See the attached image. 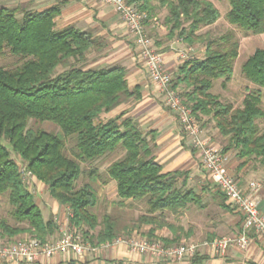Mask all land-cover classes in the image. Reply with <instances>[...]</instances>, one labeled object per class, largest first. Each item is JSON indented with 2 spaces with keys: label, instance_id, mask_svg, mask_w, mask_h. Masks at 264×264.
Here are the masks:
<instances>
[{
  "label": "trees",
  "instance_id": "trees-1",
  "mask_svg": "<svg viewBox=\"0 0 264 264\" xmlns=\"http://www.w3.org/2000/svg\"><path fill=\"white\" fill-rule=\"evenodd\" d=\"M127 1L146 12L144 24L156 18L157 11H166V41L203 45L202 59H188L179 65L172 89L182 90V103L197 122L210 118L219 135L227 138L223 153L235 150L243 164L254 162L264 167V133H259L256 124L264 119L259 92L246 94L240 108L222 103L210 92L214 81L222 80L223 88L231 81L239 50L233 33L215 39L208 33L199 34L218 21V10L207 0ZM227 1L225 20L231 26L245 33L264 34V0ZM63 6L58 2L42 12L0 8V56L8 50L22 59L15 69L0 68V141L10 144L23 172L43 183L49 196L68 208L69 228L78 230L83 241L92 246L112 243L117 233L113 218L105 215L99 221L91 212L98 202L96 192L86 185L75 188L83 174L80 164L122 151L105 171V177L115 182L120 203L144 200L146 212L138 220L152 223L148 238L155 239L156 229L165 224L171 237L162 238V242L167 246L178 243L184 229L164 223V214L177 215L191 205L201 206L199 195L189 186L190 173L162 172L154 157L155 131L143 132L125 113L102 119L121 104L140 100V89L129 88L121 66L88 67L87 56L99 41L74 26L55 30V19ZM57 68L62 70L56 73ZM241 74L264 89V49L248 57ZM30 120L51 122L60 132L32 130L28 128ZM70 136H75L73 158L65 154ZM217 194L223 210L231 208L219 191ZM0 195L6 196L14 223L0 219V243H11L24 235L45 242L56 235L55 222L43 219L20 165L1 142ZM196 256L191 263L196 262Z\"/></svg>",
  "mask_w": 264,
  "mask_h": 264
},
{
  "label": "crops",
  "instance_id": "crops-1",
  "mask_svg": "<svg viewBox=\"0 0 264 264\" xmlns=\"http://www.w3.org/2000/svg\"><path fill=\"white\" fill-rule=\"evenodd\" d=\"M58 2L63 3L64 6L61 14L55 19V30L74 26L81 32L90 33L99 41L97 48L92 51L95 54L89 59L88 67L97 69L121 66L126 70L129 88L138 86L140 89V100L124 103L112 112L102 115V119L125 113V117L133 119L143 132L155 131L154 157L155 162L161 165L162 172L189 171L190 173L189 185L199 195L201 206L191 205L177 215L165 213L164 221L181 226L184 229L183 239L191 242L236 236L242 224L240 213L232 208L223 210L222 200L217 194L218 189L209 176L207 181H210V185L206 187L208 184L202 175L204 169L199 154L190 149L188 139L181 130L175 114L163 108V96L158 86L147 77L132 37L111 6L93 3L90 0H0V8L42 12ZM145 27L154 47L162 55L165 69L175 74L185 56L179 51L182 47L177 40L166 41V29L155 28L152 20L148 21ZM204 53V48L197 50L191 59H202ZM209 142L217 145L213 141ZM226 155V173L233 177L242 189H246L254 181L256 173L250 170L249 163L243 164L244 160H240L236 152L228 151ZM110 183L115 187V182L110 181ZM29 185L43 219H52L58 228L56 235L48 240L58 236L61 231L69 229L68 208L53 200L43 183L30 177ZM118 201L120 202L119 199ZM129 202L136 201L127 200L119 203V206L126 208ZM224 204L227 205L228 202L225 201ZM258 209L264 214V189L259 191ZM141 227L142 230L148 231L153 225L143 223ZM155 236L157 239L168 238L171 237V233L163 224L156 229ZM95 247V250L81 256L67 253L50 258L40 257L32 263L13 261L0 262V264H264V241L253 232L248 235L246 247L233 245L223 256L205 249L200 250L195 263H191L190 259L174 260L158 258L149 253L133 252L123 243Z\"/></svg>",
  "mask_w": 264,
  "mask_h": 264
},
{
  "label": "built area",
  "instance_id": "built-area-1",
  "mask_svg": "<svg viewBox=\"0 0 264 264\" xmlns=\"http://www.w3.org/2000/svg\"><path fill=\"white\" fill-rule=\"evenodd\" d=\"M93 3L111 6L120 16L132 41L139 60L143 63L148 78L155 83L162 96L163 105L174 113L181 130L186 135L189 147L199 154L201 165L208 174L218 191L226 198L232 209L238 211L242 218L239 233L233 237H221L203 240L198 243H179L163 246L158 240L131 238L116 239L101 247L123 243L133 252L149 253L155 257H165L174 260H189L200 250H208L223 256L233 245L244 248L248 244V235L253 232L264 241V214L258 209L260 185L251 182L242 189L237 181L225 171L226 155L218 147L203 139L201 130L194 119L191 110L186 107L180 96L171 89L172 77L164 67L162 55L156 50L152 39L146 32L144 22L147 14L140 11L127 0H90ZM22 173L23 172L22 170ZM30 176V173H26ZM93 249L82 237L71 231H61L53 239L41 242L32 238H23L11 243H0V262L25 261L32 263L36 259L50 258L55 255L73 253L81 256Z\"/></svg>",
  "mask_w": 264,
  "mask_h": 264
},
{
  "label": "rangeland",
  "instance_id": "rangeland-1",
  "mask_svg": "<svg viewBox=\"0 0 264 264\" xmlns=\"http://www.w3.org/2000/svg\"><path fill=\"white\" fill-rule=\"evenodd\" d=\"M207 1L211 2L213 6L218 10L220 17L218 21L212 26L201 29L199 34L208 33L211 38L215 39V38H220L224 35H227L228 33H233L234 39L237 40L239 43L238 57L234 61V64L232 67L231 81L226 84L225 88L222 87V80L214 81L210 92L216 95L222 103L224 104L229 103V104H232L234 108H240L242 100L246 94L258 91L260 99H261V109L264 112V89H261L258 86L252 84L251 82L245 80L241 74V66L248 59V57L251 56L257 49H264V34L254 35L250 33H245L244 31L231 26L225 20V15L229 11V3L227 0H207ZM156 15L157 16L155 20L153 18L151 19L153 21L154 27L155 28L156 27L165 28L163 22H164V16L166 15V11L159 10L157 11ZM166 32H167V29H166ZM177 41L182 47V49L181 47L179 48L181 49L179 51H182L181 53L185 55L183 57L184 59L181 58L183 59V62L186 61L187 59H191L194 56L195 51L204 48L203 45L196 44L194 46H188L187 44H184L181 40H177ZM94 54L92 51H90L87 56L88 59H90L92 55ZM21 62H22V59L20 57L10 54L8 50H5L4 54L0 56V68H3V69H7V70L15 69L21 64ZM61 70H62L61 68H57L56 73H59ZM167 72L171 74V77L173 80L175 74H173V72H170V71H167ZM171 89H172V85H171ZM172 90L176 92L177 94H179V96H180V93L182 92L181 89H178V90L172 89ZM163 108L166 109L164 106ZM197 123L200 127L202 138L208 140V142L209 141L215 142L217 145H214V146L222 150V148L227 144V138L219 135L218 131L214 127L215 125L213 121H211L210 118L202 117L201 122H197ZM256 124L258 126L259 133H264V119L256 121ZM28 128L32 130L39 129V130L49 132V133H54V134H57L60 132L59 128L51 122L37 123L33 120H30L28 122ZM0 142H1V145L4 146L10 153V158L16 163H18L21 169L23 170L21 161L19 160L18 156L13 153L10 144L5 140H1ZM74 145H75V136H70L69 138L66 139L65 154L69 158L74 157L73 156ZM231 151L236 152V156H237V151L235 150H231ZM122 153H123L122 151L118 150L117 152L112 153L100 160H95L93 162H87V163H81L80 167L83 171V174L75 182L74 186L75 188H81L82 186L86 185L92 188L96 192L98 202H97V205L91 210V212L94 213L98 217L99 221H101L102 217L105 215H108L115 220V230L117 233L116 239L128 240L131 238H136V239L140 238V239H146V240H158L162 242L161 240L162 238H159V239L148 238V233L150 230L148 231L142 230L141 226L143 223L140 222L138 219L146 212V204L144 200L136 201L134 203L129 202L126 208L119 206L120 202L118 201V198L115 194L116 193L115 187L112 183H110V180H108L105 177V171H106L107 166L114 160H117L122 155ZM224 154L226 155V153ZM249 167H250V170L256 173L254 174L255 176H254L253 182L258 183L260 185V189L263 190L264 189V167L254 162H250ZM26 173L27 172L23 173V176L25 179V183L30 187L31 185H29V181H30L31 176L27 175ZM202 175L206 179V182L208 184L206 187H208L210 185V181H207L208 174L203 171ZM9 211H10V206L7 202L6 196L0 195V219H4L10 225H14L12 219L9 216ZM67 231L75 232L81 236V233L78 230L76 231V230L69 228L67 229ZM23 238H29V237L24 235L22 237L16 238L14 241H17ZM181 242L191 243V241L182 239L180 242L173 243L171 245H177ZM198 242H201V241H198ZM198 242H194V243H198ZM162 245L167 246L163 242H162ZM91 248L95 250L96 247L91 245Z\"/></svg>",
  "mask_w": 264,
  "mask_h": 264
}]
</instances>
